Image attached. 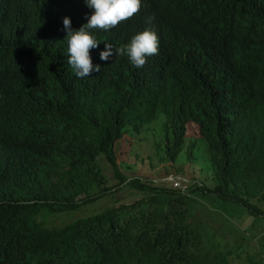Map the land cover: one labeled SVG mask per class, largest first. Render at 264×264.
Segmentation results:
<instances>
[{
    "label": "trees",
    "instance_id": "trees-1",
    "mask_svg": "<svg viewBox=\"0 0 264 264\" xmlns=\"http://www.w3.org/2000/svg\"><path fill=\"white\" fill-rule=\"evenodd\" d=\"M92 13L84 0H0V264H230L217 220L241 209L264 222V0H141L115 28L90 30L100 72L81 79L63 18L78 30ZM146 29L159 45L142 68L114 51L100 60ZM156 122L160 163L198 126L204 180L182 191L126 176L119 141ZM106 196L103 211L48 225ZM262 233L246 264H264Z\"/></svg>",
    "mask_w": 264,
    "mask_h": 264
},
{
    "label": "rangeland",
    "instance_id": "rangeland-1",
    "mask_svg": "<svg viewBox=\"0 0 264 264\" xmlns=\"http://www.w3.org/2000/svg\"><path fill=\"white\" fill-rule=\"evenodd\" d=\"M159 124L156 122L137 135H125L119 141L117 145V162H125L121 164V168L126 176L128 178L141 177L150 180H158L169 176L184 178L183 180L187 181L204 180V177H207L205 163L208 150L205 142L200 137L198 126L194 123H188L186 125V141L181 152L172 163H160L156 153L157 148L154 145L159 140ZM104 171L108 185H114L116 181L113 179L112 169L104 164ZM117 196L124 197L121 200L123 203H128V199L125 198L131 197L127 193L117 194ZM113 204V199L106 196L81 208L79 211L49 216L48 225L61 226L77 218L99 213ZM218 219L221 218L218 217ZM227 219L229 222L217 220L214 225L219 228L216 230V241H219L221 248L226 251H236L235 254L233 253L228 257L238 255L232 258L230 264H246L249 258L258 259L259 241L257 238L264 231V222L252 223L253 218L241 209L228 213ZM237 229L241 231L249 230V235L247 234L249 238H243Z\"/></svg>",
    "mask_w": 264,
    "mask_h": 264
},
{
    "label": "clouds",
    "instance_id": "clouds-1",
    "mask_svg": "<svg viewBox=\"0 0 264 264\" xmlns=\"http://www.w3.org/2000/svg\"><path fill=\"white\" fill-rule=\"evenodd\" d=\"M85 5L93 10L87 23L78 30H72L70 18H63V26L67 42V64L74 70L77 78H85L93 71L100 72V66H93L89 50L98 47V42L90 30L100 29L108 31L120 22L126 21L139 12L141 0H84ZM153 18L149 17L147 22ZM158 36L151 29H146L134 35L126 45L112 49L105 44V50L99 53L102 61H107L112 55L126 56L136 68H142L147 57L158 54Z\"/></svg>",
    "mask_w": 264,
    "mask_h": 264
},
{
    "label": "built area",
    "instance_id": "built-area-1",
    "mask_svg": "<svg viewBox=\"0 0 264 264\" xmlns=\"http://www.w3.org/2000/svg\"><path fill=\"white\" fill-rule=\"evenodd\" d=\"M184 178H179V177H172V176H169V177H164L163 180L164 181H169V182H172L174 184V186L178 187V188H181L182 191L184 190L185 186L184 184L186 183L187 180H183Z\"/></svg>",
    "mask_w": 264,
    "mask_h": 264
}]
</instances>
